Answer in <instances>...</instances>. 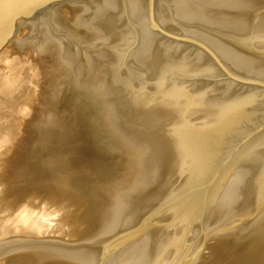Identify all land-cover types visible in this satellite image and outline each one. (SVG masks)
I'll return each mask as SVG.
<instances>
[{"label": "water", "instance_id": "water-1", "mask_svg": "<svg viewBox=\"0 0 264 264\" xmlns=\"http://www.w3.org/2000/svg\"><path fill=\"white\" fill-rule=\"evenodd\" d=\"M0 264H264V0H0Z\"/></svg>", "mask_w": 264, "mask_h": 264}]
</instances>
